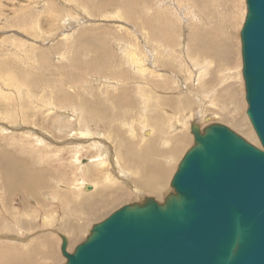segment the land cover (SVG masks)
<instances>
[{
    "label": "rangeland",
    "instance_id": "rangeland-1",
    "mask_svg": "<svg viewBox=\"0 0 264 264\" xmlns=\"http://www.w3.org/2000/svg\"><path fill=\"white\" fill-rule=\"evenodd\" d=\"M246 1L0 0V261L10 250L30 254L42 246L41 254L54 256H34L38 264H66L63 238L73 254L123 207L146 199L163 205L195 146L193 126L204 133L224 125L262 149L243 78ZM173 121L178 132L170 133ZM182 137L176 156L159 157L168 166L162 198L113 170L119 161L127 172L128 155L153 146L169 151ZM91 142H107L114 153L104 166L95 164L103 155L96 157ZM155 177L143 181L157 186Z\"/></svg>",
    "mask_w": 264,
    "mask_h": 264
},
{
    "label": "water",
    "instance_id": "water-1",
    "mask_svg": "<svg viewBox=\"0 0 264 264\" xmlns=\"http://www.w3.org/2000/svg\"><path fill=\"white\" fill-rule=\"evenodd\" d=\"M241 30L247 115L262 149L224 125L191 128L163 205L146 199L96 225L66 264H264V0Z\"/></svg>",
    "mask_w": 264,
    "mask_h": 264
},
{
    "label": "bare ground",
    "instance_id": "bare-ground-1",
    "mask_svg": "<svg viewBox=\"0 0 264 264\" xmlns=\"http://www.w3.org/2000/svg\"><path fill=\"white\" fill-rule=\"evenodd\" d=\"M172 4V3H171ZM247 15V14H246ZM202 29V28H201ZM193 32V31H192ZM197 32H195V34H196ZM203 33V32H202ZM204 35V34H203ZM216 39V38H215ZM214 39V40H215ZM204 42L205 43H210L211 42V39H205L204 40ZM228 44V43H227ZM229 45V44H228ZM214 52H211L210 53V55L211 54H213ZM215 54V53H214ZM188 61H189V59H188ZM187 61V62H188ZM191 63V62H190ZM194 63H195V65L197 66V67H199V65H198V62L196 61V60H194ZM191 66V65H190ZM201 74V73H200ZM8 77V76H7ZM150 81V80H149ZM136 84H137V82H135ZM141 83V82H140ZM148 84L150 83V82H147ZM151 84V83H150ZM152 84H154V81L152 82ZM151 84V85H152ZM159 84V83H158ZM158 84H157V86H158ZM150 85V86H151ZM160 86V85H159ZM168 86V85H167ZM161 87V86H160ZM147 88V87H146ZM154 88H156V86L154 87ZM159 87H157L156 89H158ZM164 88H166V87H164ZM131 89V88H130ZM159 89H162V87L161 88H159ZM127 90V89H126ZM154 90V89H153ZM127 91H129V90H127ZM126 91V92H127ZM122 93H123V91H122ZM144 93V92H143ZM125 94V93H124ZM124 94H121L122 96L124 95ZM128 94V93H127ZM112 96V95H111ZM125 96V95H124ZM6 97V96H5ZM140 97V96H139ZM143 97V96H142ZM118 98V97H117ZM123 98V97H122ZM128 98V97H127ZM127 98H126V100H127ZM147 98V97H146ZM114 99V98H113ZM120 99V98H119ZM124 99H125V97H124ZM6 100V99H5ZM111 102V101H110ZM124 102V101H123ZM131 102H132V100H131ZM125 103V102H124ZM87 105V104H86ZM86 110V109H85ZM178 108L177 109H175V112L176 113H178ZM88 112H89V110H88ZM174 113V112H173ZM175 120V119H174ZM176 122L177 121H173V122H171L172 124H171V127H170V133H172L171 132V130L173 131V130H175V132L178 130L177 128V125H176ZM143 126V125H142ZM144 127H145V125H144ZM143 127V128H144ZM153 130V129H152ZM178 132V131H177ZM82 135H85V134H82ZM150 135H151V132L149 131V129H145L144 130V137L146 136V137H150ZM178 136H180V135H178ZM101 137V136H100ZM145 137V138H146ZM103 139H104V137H103ZM147 139V138H146ZM88 140H89V138H88ZM102 140V139H101ZM92 141V140H91ZM103 141H105V139L103 140ZM168 141H170L169 139H165V142L168 144ZM186 142H187V138L186 137H182L181 138V140H179V141H176L175 143H174V145L173 146H171V148H170V150L169 151H156V147L155 146H153L152 147V150L153 151H149V150H147V149H145L144 147L140 150V152L141 153H134V154H130V155H128L129 156V158H130V161L129 162H131V164L129 163L128 164V168L129 169H127V168H125L126 170H127V172L119 165V163H121V162H117L116 161V167L115 166H112L113 167V170H115V169H118L119 171H118V177H119V179H123V180H127V181H129L130 180V178H132L133 180H134V183L135 184H137L139 187H140V189L143 191V193H149L150 195H155L156 197H158V198H162V196H163V194H164V184H165V182H166V180H165V176H166V174L168 173V169H167V167L168 166H166L165 165V163H162V161L159 159V157H163L164 155H166V154H169L171 157H174V156H176L178 153H179V151H180V149L186 144ZM92 143V142H91ZM99 143H101V142H99ZM95 144L94 142L92 143V144H90L91 146H90V148H96V150H97V154H96V157H97V155L99 154V152H100V155H103L101 158H97L96 160L97 161H99V163H95L96 165H105V163H106V160H108L109 158L110 159H112V156H113V152L111 151V149H110V147L109 146H106L105 144H107V142L103 145L102 143H101V146H104L103 148H101V146H100V144ZM160 143V142H159ZM77 148H79V146H76ZM81 148H80V150L81 151H84V150H86V148L84 147V146H80ZM89 148V147H88ZM184 148V147H183ZM132 152H135V150H133ZM95 157V158H96ZM4 157H2V159H3ZM10 158V157H9ZM117 160H118V158H117ZM127 160V159H126ZM17 161V160H16ZM85 161V160H84ZM83 161V162H84ZM87 161V160H86ZM169 161V160H168ZM8 162H11V163H13V165L15 164L14 163V160H11V159H9V161ZM76 162H82V160H78V159H76ZM113 162V161H112ZM85 163V162H84ZM90 163V162H89ZM3 164V163H2ZM126 164V163H125ZM4 165V164H3ZM8 166H9V164H7ZM82 165H84V164H82ZM114 165V164H113ZM5 167H7L6 165H5ZM16 167V166H15ZM85 167H86V165L85 166H83V168L82 169H85ZM125 167V166H124ZM9 168V167H8ZM7 168V169H8ZM130 169L132 170V172L134 171V173L135 174H137V178H139V179H134L133 177H132V172L130 171ZM10 171V174H12L14 171H15V168L13 169L12 167H10V169H9ZM112 170V169H111ZM42 172H45V171H42ZM41 172V174H44V173H42ZM47 172L48 171H46L45 173L47 174ZM4 173H6L5 172V170H4ZM132 173V174H131ZM1 174V173H0ZM8 172L6 173V176L8 177ZM19 174V173H18ZM114 174V173H113ZM112 174V175H113ZM37 175V174H36ZM111 175V174H110ZM116 175V174H115ZM134 175V174H133ZM15 176V175H14ZM114 176V175H113ZM155 177L156 178V180L155 181H157L156 183H157V186H152V185H150V184H148V183H146L145 181H143L144 180V178L146 177V178H148V180H149V178L150 177ZM2 177V176H1ZM3 177H4V174H3ZM10 177H12V175H10ZM9 177V178H10ZM116 177V176H115ZM17 178V177H16ZM45 178V177H44ZM7 179V178H6ZM111 179V177H107V180L109 181ZM153 179V178H152ZM152 179H151V183L153 184V182H152ZM3 180H4V178H3ZM38 180V179H37ZM146 180V179H145ZM154 180V179H153ZM8 182H12V184H14L13 183V181H12V179H9V180H7ZM23 181V180H22ZM136 181V182H135ZM137 181H139V182H137ZM155 181H154V183H155ZM5 182V181H4ZM20 183H22V182H20ZM84 183V182H83ZM133 183V184H134ZM28 183L26 182L25 183V185H27ZM81 184V183H80ZM130 183H126V185H129ZM134 184V185H135ZM15 185V184H14ZM41 185H43V187H44V183L43 184H41ZM83 184H81L80 186H82ZM131 185V184H130ZM8 186V185H7ZM9 187H10V185H9ZM8 187V188H9ZM17 188V187H16ZM92 188H94V186L92 185V184H88V183H84V185H83V191L85 190L86 192H89L90 190H92ZM128 188V187H127ZM133 188H135V187H133ZM20 189V188H19ZM130 189V188H129ZM17 190V189H16ZM105 190V189H104ZM135 190H137V189H135ZM19 191V190H18ZM24 191V190H23ZM29 196H33L32 194H31V192H29V191H25ZM35 192V191H34ZM33 192V193H34ZM91 192V191H90ZM105 192V191H104ZM135 192V191H134ZM97 193H98V191H97ZM135 194H136V192H135ZM138 194V193H137ZM105 196V195H104ZM107 196H109L108 194H107ZM95 197V196H94ZM96 197L98 198V194H96ZM86 198H88V196L86 197ZM97 198H95V199H97ZM99 198H100V196H99ZM104 198V197H103ZM103 198H101L100 199V201L103 199ZM106 198V197H105ZM104 198V199H105ZM103 199V200H104ZM107 200H109L108 199V197L106 198ZM105 199V200H106ZM114 200H117V199H114ZM83 201V200H82ZM85 201V200H84ZM86 201H87V199H86ZM92 201V200H91ZM96 201H98V200H96ZM111 201H109V203H110ZM84 204H85V202H83ZM87 203V202H86ZM94 203V202H93ZM96 203V202H95ZM90 205L91 206H94V204H92V202H90ZM89 205V206H90ZM84 206V205H83ZM83 208V207H82ZM97 209V207H92L89 211H88V213H87V215L89 214V215H91L95 210ZM83 210V209H82ZM85 212H87L86 210H85ZM96 214V213H95ZM88 215V216H89ZM84 218V217H83ZM68 232V231H67ZM40 233V232H39ZM3 238V237H2ZM67 239V238H66ZM47 241V240H46ZM45 241V242H46ZM52 241V240H51ZM62 241H63V239H62ZM67 241H68V239H67ZM46 244H51L49 241L46 243ZM51 246H52V244H51ZM53 248V247H52ZM6 249V248H5ZM9 252V255H10V258H3L2 257V255H3V253H2V255H1V261H0V264H38L39 263V260H38V258H36V259H33V257L34 256H44V255H46L47 253H49L50 252V250H49V252H45L46 254H41V252H42V246L40 247V246H37V247H33L32 248V251H31V253L30 254H27V253H21L20 251H13V250H10V251H8ZM1 253V252H0ZM47 256H49V257H53L54 255H53V253H49V254H47ZM46 256V257H47ZM14 260V261H13Z\"/></svg>",
    "mask_w": 264,
    "mask_h": 264
}]
</instances>
